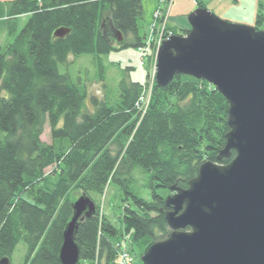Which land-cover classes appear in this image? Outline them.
I'll list each match as a JSON object with an SVG mask.
<instances>
[{"label":"trees","instance_id":"trees-1","mask_svg":"<svg viewBox=\"0 0 264 264\" xmlns=\"http://www.w3.org/2000/svg\"><path fill=\"white\" fill-rule=\"evenodd\" d=\"M5 3L11 7L0 16L7 33L0 44V261L12 259L23 242V264H62L72 203L84 194L96 203L111 183L127 196L119 229L96 205L75 234L79 264H114L124 233L145 240V253L171 234V208L156 190L170 196L173 188L187 189L203 163L228 165L235 156L218 160L230 131L227 99L204 80L176 75L155 86L147 109L136 105L141 83L126 79L114 105L93 97L84 108L87 91L59 66L71 55H95L104 79L102 56L145 43L142 0H0V12ZM21 17L28 21L18 32ZM263 25L261 2L255 27ZM59 30L69 33L58 38ZM135 166L152 174V202L129 189Z\"/></svg>","mask_w":264,"mask_h":264},{"label":"water","instance_id":"water-1","mask_svg":"<svg viewBox=\"0 0 264 264\" xmlns=\"http://www.w3.org/2000/svg\"><path fill=\"white\" fill-rule=\"evenodd\" d=\"M186 37L173 36L158 53L157 85L177 74L203 79L229 103L225 149L228 165L205 162L187 189L173 188L166 205L171 234L153 244L144 264H264V32L194 11ZM69 31L55 33L63 38ZM117 40L123 41L120 33ZM64 232L62 264H79L75 242L79 221L96 213L82 195L72 204ZM0 264H11L3 258Z\"/></svg>","mask_w":264,"mask_h":264},{"label":"rangeland","instance_id":"rangeland-1","mask_svg":"<svg viewBox=\"0 0 264 264\" xmlns=\"http://www.w3.org/2000/svg\"><path fill=\"white\" fill-rule=\"evenodd\" d=\"M179 1L180 0H172V6L174 7L175 3L179 4ZM259 1L264 3V0ZM188 2L193 4V2L196 3V0H188ZM3 7L6 12L11 7V4H2L0 16H5L7 14L4 12ZM27 21L28 17H21L16 20L15 25L18 28V32L23 29ZM150 22H153V9H147L144 6V17L139 21V33L141 37H145V35L147 37L150 35ZM261 30H264V25ZM175 31L178 33L179 29H176ZM157 32H160V30L156 31V33ZM6 35L7 33L0 29V44L2 46L5 45L7 39ZM151 55L152 49L151 46H149L146 56L150 57ZM141 58L142 55L139 52V49L134 47L125 48L121 51H113L109 55L102 56V68L105 78L101 79L99 77V71L101 67L98 64L97 57L95 55H82L78 57L71 55L68 59V63L59 66V72L62 75H69L73 83L78 84L81 89L87 91L88 96L85 100L84 108L92 106L91 99L95 96L99 97L101 100H105V102L110 105H114L119 97V86L124 79L139 83L144 81L146 84L153 83L150 76H148L149 79L146 80L147 58L144 57L146 60L145 68L144 66H141ZM151 66L153 67L152 64ZM152 70L154 73L155 67H153ZM152 93V89L148 88V92L142 101L141 107L148 106L149 98L151 97ZM129 177L130 181L127 182L129 189L137 196L145 199L146 201L152 202V174L140 167L135 166L132 167ZM156 191L157 194L162 198L167 199L169 196V190L157 189ZM126 197L125 190L121 185L117 183H111L108 186L105 195L99 199L100 201H96V205L100 206L101 215L109 218L111 223L116 227H119L118 218L123 213V201L126 199ZM120 241L123 244L125 242V246L131 250L132 258L135 264H144L142 257L144 254L143 251L145 240L136 241L134 240L132 234L124 233V237H121ZM26 254L27 247L26 244L22 242L18 245L13 254L11 264H23ZM114 264H120V258H118Z\"/></svg>","mask_w":264,"mask_h":264},{"label":"crops","instance_id":"crops-1","mask_svg":"<svg viewBox=\"0 0 264 264\" xmlns=\"http://www.w3.org/2000/svg\"><path fill=\"white\" fill-rule=\"evenodd\" d=\"M158 1L143 0V5L147 9H153L154 12L158 6ZM198 1L224 19L250 26H254L260 4L259 0H196V3L193 2V4L189 3L188 0H180V3H175L172 9L169 27L179 30L188 29L190 25L187 18L198 8ZM174 28L172 29L174 30Z\"/></svg>","mask_w":264,"mask_h":264},{"label":"built area","instance_id":"built-area-1","mask_svg":"<svg viewBox=\"0 0 264 264\" xmlns=\"http://www.w3.org/2000/svg\"><path fill=\"white\" fill-rule=\"evenodd\" d=\"M121 264H132V258L128 253H123L121 256Z\"/></svg>","mask_w":264,"mask_h":264}]
</instances>
